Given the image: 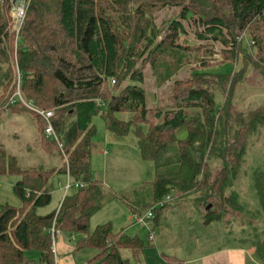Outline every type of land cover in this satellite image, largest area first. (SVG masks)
Returning a JSON list of instances; mask_svg holds the SVG:
<instances>
[{
    "label": "trees",
    "instance_id": "trees-1",
    "mask_svg": "<svg viewBox=\"0 0 264 264\" xmlns=\"http://www.w3.org/2000/svg\"><path fill=\"white\" fill-rule=\"evenodd\" d=\"M167 7L180 8L182 20L198 14L203 30L197 37L203 40L211 35V41L221 44V64H233L239 55L243 64L237 75L191 69L186 78L172 81L171 103L160 107L157 101L150 119L144 66L150 62L158 88L174 76L184 63L183 56L191 53V46L180 40L185 33L176 19L167 24L166 38L155 42L159 30L151 17ZM10 9L8 0H0L3 56L13 52ZM243 34L253 42L252 52L242 46ZM60 35L68 42L65 48L58 45ZM19 36L21 42L15 47L16 65L22 74L20 87L32 105L54 109L51 125L62 150L57 147L54 153L44 152L49 157L56 153L61 165L24 169L0 146V177L16 178L13 192L20 202L19 207L0 206V264H54L49 233L53 224L61 234L82 236L77 250H94L86 264H129L125 253L137 258L144 249L136 236L114 233L108 223L89 231V218L101 208L105 195L102 182L89 171L94 115L102 119L110 137L131 134L141 159L153 164L154 177L133 194L136 200L119 197L134 213L154 207L152 221L156 225L158 212L192 194L196 195L194 203L201 205L205 222L211 221L214 207L222 208L221 203H229L233 209L242 206L237 192H231L229 198L225 192L242 163L247 136L264 122V105L238 111L232 95L248 67L264 78V0H30ZM155 51L169 53L155 63V58H150ZM4 62L7 69L0 76L2 111L20 104L17 99L13 104L7 102L15 88L12 61ZM28 71L33 73L31 78ZM48 75L54 85L44 91ZM213 78H218L217 82L211 81ZM110 80L114 89H110ZM194 109L200 112L193 114ZM62 154L67 158L69 177L82 186L65 196L58 209L40 214L38 209L50 200V178L66 173ZM213 162L220 165L215 174L210 171L209 163ZM254 179L255 203L262 211L264 177L260 173ZM207 205L210 208L206 210ZM254 247L255 256H259L261 246ZM31 250L38 253L37 262L24 254ZM163 257L166 264H184L174 257Z\"/></svg>",
    "mask_w": 264,
    "mask_h": 264
},
{
    "label": "rangeland",
    "instance_id": "rangeland-1",
    "mask_svg": "<svg viewBox=\"0 0 264 264\" xmlns=\"http://www.w3.org/2000/svg\"><path fill=\"white\" fill-rule=\"evenodd\" d=\"M180 10V8L167 7L157 12L156 16L154 15L155 17H151L152 24H154L153 26L159 30L155 42H160L163 38H166L167 24H169L170 21H174L175 19L180 21L185 33L180 40H183L191 46V53H187L183 56L185 57L184 63L178 68L177 72L175 71L176 73L173 74L174 76H171L170 80L166 81L158 88L156 86V75L152 72L149 64L150 62L144 66L143 86L146 90L148 99L150 119L152 118V112L153 109H155L154 106L157 104V101L160 107L166 103H168V105L171 103V101L169 103L168 97L170 93H172L169 87L172 81L177 78H186L191 69H201V71L208 74L223 73V70H225L226 72H224V74L232 71L234 75H237L242 68L243 59L241 55H239L238 60L233 64H221V55L219 54V51L222 49L221 44L211 41V35H207L209 38L206 37V39L203 40L198 39L197 36L202 34L203 30V27H201L197 21L198 14L190 15L188 18L182 20L179 18ZM9 15L11 16V10ZM243 35L242 46L249 52H252L253 50L249 44L251 40L247 34ZM19 37L15 44L16 37L13 35V52L11 55H0V76L7 69V65L5 62L3 63V61H12L14 93L17 91V74L22 76L19 67L16 65V54L18 52L16 45L21 42ZM57 41L61 48L67 46L68 42L63 40L62 35H60ZM63 42L65 44H63ZM24 45H28L26 41H24ZM151 51H153V48ZM167 53L169 52L155 51V55L150 58H155L154 62L158 63L159 60L166 59L165 56H167ZM45 54L51 56L50 52ZM227 66H229V68H227ZM160 68L162 67L158 68V71H156L157 73L161 72ZM27 74L31 78L33 73L28 71ZM217 79L218 78H213L211 81L217 82ZM203 82L208 86V81L204 80ZM53 85L54 82L49 75L45 76L43 90L48 91L52 89L51 87ZM109 85L110 89H114L112 80H110ZM19 91L23 100L26 103H31V101L27 99L26 94L23 93L21 87ZM1 93L2 90L0 89V94ZM232 100L235 108L243 112L264 105V78L260 76L257 70H252L248 67L244 74V80L233 92ZM38 109L45 110L40 107ZM47 110L54 112V109L51 108H47L45 111ZM196 110L194 109L192 113L195 114L196 112H200V110ZM1 112L7 114L5 122L3 121L2 125L4 127L3 140L6 154L10 156L15 155L13 157L16 158L18 165L24 169L38 167L45 169L50 168L51 165L46 162L48 156L45 152L49 151L50 153H54L58 148L56 143L50 142L44 137L42 133L44 122L42 119L38 116H33V114H31L32 111L22 103L6 111L1 110L0 114ZM187 112L190 111L188 110ZM124 118L129 120L130 115L124 114ZM0 120H2V117ZM91 122L95 130V145L90 154L89 171L92 178L102 181L105 195L102 200L101 208L89 218L88 225L90 232L97 225L108 223L112 230H122L127 234L136 233L137 238L145 247L143 252L144 264H157L158 262L159 264L160 262L165 264V259L161 256V253L163 255V251L165 250H160L162 248L159 242V235L162 236V243H164L165 246L168 248L174 247L171 253L180 260L186 259L188 261V258L192 259L201 253L214 252L221 246L225 247L228 245L234 247L239 245V247H244L246 264H264V244H262V242H264V210L262 209V211H260L258 205L255 203L257 194L255 193L256 190L251 180V178L255 180V176H258L260 173L264 177V122L254 129V132L247 136L248 141L246 143L242 163L231 182L232 185L228 187L225 192V197L227 198H229L231 192L232 194L237 192V194H235L238 197L239 204L242 205H239L241 208L238 206L237 209H233L229 203H221L222 208L214 207L213 212L215 214L210 217L212 218L211 221L205 222L201 218L203 215L201 205L194 203L196 195L192 194L184 199L174 201L162 211L158 212L156 214V224L158 227L153 226L152 220H148L146 226L136 225L135 223L131 224L130 222H128V225L124 219L127 215V210L118 200L119 197H124V199L128 198L130 202L136 200L133 194L136 195L135 192L140 190V185L146 186V183L153 178V164L148 161H143L140 158L138 150L135 147V139L131 134L122 139L118 138V140H116L115 137L107 138V132L104 128L102 119L98 115H94ZM0 123L2 122L0 121ZM33 125L36 128L35 136L31 135V128ZM100 148L107 151L106 155L100 153ZM50 158H53L54 162H57V165H61V160L56 153ZM209 164L212 174H215L220 168L218 162ZM252 166L257 168L253 170L251 168ZM14 179L15 177L11 175H3L0 177V206L4 204L14 207L20 206V202L13 192ZM78 182L67 176L66 173H55L52 175L48 184V188H50L51 191L49 203L39 208L38 213H49L58 209L62 197L75 192L77 187L74 186V183ZM67 183L69 187L64 192ZM144 211L141 212L144 213ZM149 229L153 232L154 241H147ZM69 237L71 238L70 241L68 240ZM58 238L59 237L56 238V241H58ZM81 238L82 236L77 233L62 234L63 243L74 248V250L75 244ZM256 244L261 246L259 256H255L254 245ZM76 251L75 257H73L74 264H84L87 257L94 252V250L87 247L76 249ZM24 254L34 262L38 261V253L36 251H25ZM166 255L172 257L168 253H166ZM124 257H128V253L125 254ZM129 264H136V262L129 259ZM187 264L203 263L195 260Z\"/></svg>",
    "mask_w": 264,
    "mask_h": 264
},
{
    "label": "crops",
    "instance_id": "crops-1",
    "mask_svg": "<svg viewBox=\"0 0 264 264\" xmlns=\"http://www.w3.org/2000/svg\"><path fill=\"white\" fill-rule=\"evenodd\" d=\"M243 37H244V35H243ZM242 37V38H243ZM222 64H227L228 65V63H222ZM221 65V64H220ZM213 67H216V66H213ZM217 68V67H216ZM227 68H229V66H227ZM224 72H226L225 70H223ZM224 72L222 73L221 72V74H224ZM218 73H220V72H218ZM218 73H216V74H218ZM158 98V97H157ZM2 117V120H0L2 123H0V145L3 147V149H4V151H6V149H5V145H4V140H3V121L5 122V118L7 117V114H5V112H1V114H0V118ZM32 129V131H31V135L32 136H35L36 135V128L34 127V125H33V127L31 128ZM108 137H110L109 135H108V133H107V138ZM184 137V134H181V136H180V138H183ZM111 138H113V137H111ZM110 138V139H111ZM124 138V137H123ZM116 140H118V138H115ZM120 139H122V138H120ZM135 139V138H134ZM95 142V141H94ZM135 144H136V140H135ZM95 145V144H94ZM135 147H136V145H135ZM137 149V148H136ZM99 151H100V153H102V154H105L106 155V153H107V151H104L103 150V148H100L99 149ZM139 153V152H138ZM12 156H15V155H12ZM48 156V155H47ZM50 157H52V156H50ZM49 156H48V158H47V164H49V165H51V168H56V167H59V164L57 165L55 162H54V160H53V158H50ZM55 158V157H54ZM141 158V157H140ZM57 159V158H56ZM153 172H154V169H153ZM54 175V174H53ZM153 177H154V174H153ZM153 179V178H152ZM151 179V180H152ZM15 181H16V178L14 179ZM150 180V181H151ZM14 181V182H15ZM149 181V182H150ZM102 182V181H101ZM149 182H147V183H149ZM146 183V184H147ZM68 185V183L66 184V186ZM103 185V184H102ZM143 185V184H142ZM66 186H65V188H64V192L66 191ZM139 187V186H138ZM140 187H141V185H140ZM132 190V189H131ZM49 192L51 193V191H50V188H49ZM114 197H115V195H114ZM63 198H64V196L62 197V199L60 200V202L63 200ZM118 200L123 204V206L126 208V210H127V215L124 217V219H125V222L128 224V222H130L131 224L132 223H134L133 222V220L131 219V216L134 214V211L132 210V208H129V206L128 205H126L123 201H121L119 198H118ZM60 205V204H59ZM144 206V205H143ZM43 214H46V213H43ZM136 224V223H135ZM153 224V226H155V227H158V225L156 224V225H154V223H152ZM100 225H102V224H100ZM129 225V224H128ZM136 225H138V224H136ZM98 226V225H97ZM142 226V225H141ZM114 233H123V234H126V235H128L129 237H134V236H136L137 237V235H136V233H134V234H127V233H125L124 231H122V230H112ZM152 234H153V232H152ZM159 237V242H160V245H161V248L162 249H160V250H162L163 251V249L165 250V251H163L164 253L163 254H165L166 255V253H168L169 255H171L172 257H175L176 259H179L178 257H176L173 253H171L174 249V247H170V248H168L167 246H165L164 245V243H162V241H163V239H162V236H158ZM154 235H153V240L152 241H154ZM58 241H56L55 240V246H56V259H57V262H58V264H74V258L73 257H75V253L77 252L76 251V244H75V250H74V248H72V247H69V246H67L65 243H63V241H62V234H60L59 235V238L57 239ZM69 241L71 240V238L69 237V239H68ZM147 241H149L148 240V235H147ZM145 248V247H144ZM186 248V247H185ZM144 250L145 249H143L142 250V252L139 254V256L137 257V258H133L129 253H128V257H126L127 259H130V260H132V261H134V262H136V264H144V259H143V252H144ZM186 251H187V248H186ZM94 253V252H93ZM161 253V252H160ZM125 254H127V253H125ZM185 254H187V253H185ZM92 255V254H91ZM91 255L89 256V257H91ZM161 256H163L162 255V253H161ZM89 257H87V259L89 258ZM87 259L85 260V262H84V264H86V261H87ZM189 260L187 261L186 259H181L182 261H183V263L184 264H187V263H190V262H193V261H200V263H203V264H246V262H245V251H244V247H239V245L238 246H228V245H226L225 247H223L222 246V248H219V249H217L216 251H210V252H208V253H201V254H199V255H196V257H193L192 259H190V258H188ZM180 260V259H179ZM164 261V260H163ZM187 262V263H186ZM165 264H166V262H164ZM157 264H159V262L157 263ZM160 264H163L162 262H160Z\"/></svg>",
    "mask_w": 264,
    "mask_h": 264
},
{
    "label": "built area",
    "instance_id": "built-area-1",
    "mask_svg": "<svg viewBox=\"0 0 264 264\" xmlns=\"http://www.w3.org/2000/svg\"><path fill=\"white\" fill-rule=\"evenodd\" d=\"M11 6V18H12V24H11V32L16 37V40L19 36V32L21 31L23 24H24V18L26 14L27 7L29 5L30 0H8ZM242 37V36H241ZM242 39V38H241ZM252 41L249 42L250 45H252ZM20 81H21V75L17 74V91L9 98L8 104L15 103V99H17L20 103L25 105L29 110L34 112L38 117L42 119L44 122V128H43V135L44 137L50 141L56 143L57 147L62 150V144L59 142L58 137L51 125V118H52V111L51 110H40L36 106L32 105V103H26L21 94H20ZM63 155L64 162L66 163V175H68V166H67V158L65 154ZM79 183V182H78ZM74 183L75 187H81L82 183ZM69 185L66 186V189H68ZM168 199V198H167ZM154 207H151L147 209L144 213H134L131 216V219L134 223L146 226L148 220H153L154 213H153ZM50 237H51V251L54 254V264H58L56 259V246H55V240L59 235L61 234L55 227L54 224L49 230ZM148 240H153V234L152 231L149 229L148 234Z\"/></svg>",
    "mask_w": 264,
    "mask_h": 264
},
{
    "label": "water",
    "instance_id": "water-1",
    "mask_svg": "<svg viewBox=\"0 0 264 264\" xmlns=\"http://www.w3.org/2000/svg\"><path fill=\"white\" fill-rule=\"evenodd\" d=\"M209 208H210V205H207L205 209L207 210V209H209Z\"/></svg>",
    "mask_w": 264,
    "mask_h": 264
}]
</instances>
